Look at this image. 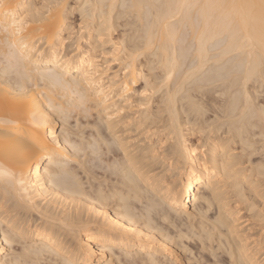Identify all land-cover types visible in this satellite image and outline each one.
Masks as SVG:
<instances>
[{
    "label": "bare ground",
    "instance_id": "6f19581e",
    "mask_svg": "<svg viewBox=\"0 0 264 264\" xmlns=\"http://www.w3.org/2000/svg\"><path fill=\"white\" fill-rule=\"evenodd\" d=\"M260 5L85 0L71 49L66 0H0V264H264Z\"/></svg>",
    "mask_w": 264,
    "mask_h": 264
},
{
    "label": "rangeland",
    "instance_id": "374dc122",
    "mask_svg": "<svg viewBox=\"0 0 264 264\" xmlns=\"http://www.w3.org/2000/svg\"><path fill=\"white\" fill-rule=\"evenodd\" d=\"M78 1V0H77ZM76 1V2H77ZM37 2H40V1H37ZM74 0H66V4H68V6H70V7H73V9H75V11H73L72 12V14H71V16H69V18H68V22L67 23H69L70 25V27H69V29L70 30H67L68 32H69V35H67L66 36V39H65V45H67L68 46V44L69 45H72L73 47H71V49H74L75 48V43H74V41H75V39H76V41H77V37H79L80 36V33H83V30L84 29H86L85 27L86 26H84L83 24L86 22L84 19H83V15L84 14H81L82 15V17H81V15L79 14V12L80 11H78V9L82 6V3L83 2H85V0H81V1H78L77 3H76ZM81 2V3H80ZM123 18H121V20H122ZM125 19V18H124ZM122 20V21H125V20ZM84 20V21H83ZM87 20V19H86ZM90 19H88L87 20V24H89L91 21L93 22V21H95L96 19H94V20H90ZM98 20V19H97ZM89 21V22H88ZM126 21H127V19H126ZM84 22V23H83ZM121 21H119L118 22V24H121L120 23ZM85 23V24H86ZM124 23V22H123ZM86 24V25H87ZM84 27V28H83ZM105 27V26H104ZM122 27V26H121ZM81 28H83L82 30H81ZM128 28V27H127ZM127 28H122V30H125V29H127ZM87 30V29H86ZM119 30H121V28L120 27H118V28H114V30L113 31H111V29H110V33L108 32V30L105 32L106 34H108V36H104L105 35V33L104 34H102V36H101V40L103 41V45L101 46L100 45V48L99 47H97V48H99L100 50H94V51H92V50H90V53H92V52H95V54L94 53H92L93 55H95V57H94V60L97 62V63H99L98 65H100V66H103L102 68H104L105 70H107L108 72L107 73H109V71H110V73H111V71L113 72V71H117L118 69V67H119V58H120V56H118L120 53H119V51H118V41L120 40V36H121V34H119ZM122 30L120 31V32H122ZM85 31V30H84ZM125 31H127V30H125ZM67 32V33H68ZM108 32V33H107ZM85 33V32H84ZM83 33V34H84ZM130 33V32H129ZM128 32L126 33V34H129ZM110 34V35H109ZM85 37L86 36H84L83 38H78V43L80 44V46L82 47L83 46V43H84V40H85ZM70 43H72V44H70ZM82 49V48H81ZM138 85H141V82H139L138 83ZM137 85V86H138ZM93 112H90V113H88V115H91L89 118L86 116V118H84L83 117V115H81V116H78L77 117V120H78V122H80L81 124H83V123H85V121H89V122H92V121H94L95 120V118L94 117H96V115L93 113ZM76 117V115L75 114H73V116H71L72 117V119H70V121H69V125H71L70 127H74L75 126V117ZM74 117V118H73ZM81 117H82V119H81ZM93 119V120H92ZM72 130H74V128L72 129ZM129 135L130 136H133V138H135V133H133V132H129ZM132 138V139H133ZM92 163V162H91ZM91 163L89 164V166H91Z\"/></svg>",
    "mask_w": 264,
    "mask_h": 264
},
{
    "label": "snow or ice",
    "instance_id": "6c2138e0",
    "mask_svg": "<svg viewBox=\"0 0 264 264\" xmlns=\"http://www.w3.org/2000/svg\"><path fill=\"white\" fill-rule=\"evenodd\" d=\"M260 6L262 8H264V0H261V5ZM240 72L244 73V70L241 69ZM262 75H264V74H262ZM221 80L225 81L226 78L225 77H221ZM244 82L247 83V74L244 75ZM238 107H239L238 97H237V95L235 93H233L232 99H231L230 108H238ZM260 115H261V119L264 120V111H262ZM65 118L67 119L68 117L66 116ZM73 148L76 151L80 150L75 145H73ZM94 155H96L95 152H94ZM6 163H0V179L8 178V179H11V180H15L16 179L15 172L12 170L11 166H6ZM24 163H26V161L22 160V159H18V160L15 161V164L18 165V166H21V167L24 165ZM111 167L113 168L114 171H116L118 173H122L126 177L129 175L128 169L122 167V165H121V163L119 161L114 162L111 165ZM260 176L262 178H264V170L261 171ZM53 180L54 181H58L59 177L58 176H54ZM18 182L21 183V184L24 183L22 178ZM261 188L264 189V179H262ZM261 196L264 197V191H261ZM159 207H160L159 205H156L155 206L156 210H158ZM150 211H152V209H150ZM14 264H28V262L24 261V260H17V261L14 262ZM32 264H38V262H32ZM65 264H70V262H65ZM128 264H138V262L135 261L134 259L130 258ZM197 264H198V262H197ZM209 264H211V262H209ZM216 264H228V262L227 261H216Z\"/></svg>",
    "mask_w": 264,
    "mask_h": 264
}]
</instances>
